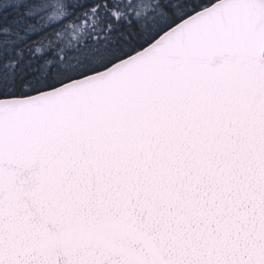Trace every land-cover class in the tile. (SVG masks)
Segmentation results:
<instances>
[{
	"label": "snow or ice",
	"instance_id": "obj_1",
	"mask_svg": "<svg viewBox=\"0 0 264 264\" xmlns=\"http://www.w3.org/2000/svg\"><path fill=\"white\" fill-rule=\"evenodd\" d=\"M0 264H264V0H0Z\"/></svg>",
	"mask_w": 264,
	"mask_h": 264
}]
</instances>
